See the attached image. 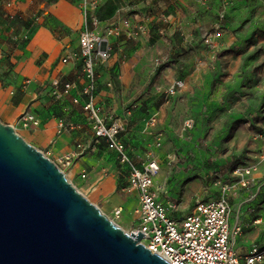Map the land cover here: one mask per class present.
<instances>
[{
	"label": "rangeland",
	"instance_id": "obj_1",
	"mask_svg": "<svg viewBox=\"0 0 264 264\" xmlns=\"http://www.w3.org/2000/svg\"><path fill=\"white\" fill-rule=\"evenodd\" d=\"M39 1L33 15L20 21L16 29L7 16L5 2L0 0V39L10 47H20L28 41L26 36L31 38L41 26H50L77 47L80 25L60 20L54 4L64 3L70 12L81 17V0ZM142 1L102 0L96 12L105 19L116 13L122 3L125 6L132 2L130 10L122 15L128 24L106 64L113 68L109 76L99 77L101 114L107 115L109 121L131 113L123 139L138 165H142L157 139L162 138L163 146L156 150L162 168L158 181L171 189L183 214L192 211L197 191L204 192L202 196L206 193L208 198H217L221 194L220 181L234 184L233 216L236 220L244 218L239 245L248 247L257 241L264 242V195L258 204L241 206L242 195L249 199L252 190L257 192L260 186L264 187V0H230L224 19L220 17L222 0H207V5L201 0H155L139 9L151 16L150 28L145 32L135 29L137 24L130 20L136 11L133 6ZM51 6L54 16H45L44 11ZM164 16L172 20L166 22ZM88 21L91 22L90 17ZM218 31L221 36L214 37L210 47L207 37ZM131 32L134 37L129 36ZM192 39L197 43H192ZM126 64L132 75L129 84L124 82L122 71ZM101 68L102 72L107 71L104 65ZM180 80L185 82V88L171 94L172 84ZM69 109V113L62 110L60 116L68 115L89 130L90 120L83 108L72 101ZM151 118L158 122L152 125ZM191 118L196 127L186 132L185 122ZM19 132L33 145V138L21 129ZM43 151L51 158L48 150ZM97 154H86L78 162L93 171L91 181L98 176L116 181L112 195L93 192L88 181L75 172H68V178L78 191L131 234L139 228L133 214L137 205H125L123 215L115 216L117 207L126 200L121 189L128 186V174L112 153ZM173 158L175 161L169 166ZM252 167L258 169L259 185L251 189L240 187L241 178L236 170ZM114 197L119 198V204L111 205ZM258 218L261 221L255 223Z\"/></svg>",
	"mask_w": 264,
	"mask_h": 264
},
{
	"label": "built area",
	"instance_id": "obj_2",
	"mask_svg": "<svg viewBox=\"0 0 264 264\" xmlns=\"http://www.w3.org/2000/svg\"><path fill=\"white\" fill-rule=\"evenodd\" d=\"M155 0H143L140 4L133 6L135 13L130 20L137 25L135 29L143 32L149 30L151 20L150 13L144 15L139 11L140 6H149ZM207 5V0H201ZM102 0H81V10L86 17L91 18L93 29L88 27L81 31L79 37V50L69 51L62 59L63 64H80L85 83L80 84L79 80L63 81L55 77L50 82V93L56 100H63L71 97L75 105L83 108L89 117V125L94 134L95 146L106 143L107 148L113 151L118 161L128 174L127 190L137 192V204L134 218L138 221L139 228L133 233L145 235L141 243L152 253L158 254L171 264H264V245L254 243L244 255L237 249L239 238L243 234V226L240 223H233V205L231 193L236 185L220 181L221 194L217 198L203 199L195 197L193 210L183 215L180 202L173 196L171 189L164 183L158 181L162 171L161 163L156 150L163 146L162 138L157 139L155 146L149 150L142 165H138L132 158L131 152L123 140V134L128 130V122L131 113L128 115L112 118L101 114L97 105V98L100 85L101 66L106 65L116 51L115 39L122 36L125 30L126 19L122 18L124 11L130 10V5L121 7L111 22L106 24L100 20L96 12ZM230 0H222L223 11L221 18L226 17ZM7 7L14 6V2H8ZM170 17L165 21L169 22ZM132 27L133 24H130ZM134 37V33L129 34ZM221 36V32L212 33L207 37V44L213 47V38ZM29 37L26 36V39ZM184 81H175L170 93L175 94L177 90L185 88ZM112 87V82L108 83ZM69 107L64 111L69 113ZM152 125L158 120L151 118ZM18 129L38 128L41 125L39 116L32 106H29L21 115ZM21 126V127H20ZM196 127L195 119L191 118L185 122L184 131H193ZM77 130V125L69 119V116L58 118V134L71 133ZM78 145L77 149L64 155L59 161H54L68 177V171L73 165L76 157L90 149ZM92 149V148H91ZM172 157V156H171ZM175 159L169 161V166ZM257 167L247 168L243 171L236 170L241 178L238 185L248 188L255 182L254 174ZM82 179L88 178V173L81 174ZM69 179V178H68ZM69 181L73 183L70 179ZM74 185V184H73ZM133 203V202H131ZM124 213L123 207H118L116 217ZM261 219L255 221L260 222Z\"/></svg>",
	"mask_w": 264,
	"mask_h": 264
},
{
	"label": "water",
	"instance_id": "obj_3",
	"mask_svg": "<svg viewBox=\"0 0 264 264\" xmlns=\"http://www.w3.org/2000/svg\"><path fill=\"white\" fill-rule=\"evenodd\" d=\"M0 121V264H171Z\"/></svg>",
	"mask_w": 264,
	"mask_h": 264
},
{
	"label": "crops",
	"instance_id": "obj_4",
	"mask_svg": "<svg viewBox=\"0 0 264 264\" xmlns=\"http://www.w3.org/2000/svg\"><path fill=\"white\" fill-rule=\"evenodd\" d=\"M3 1L5 2L6 7H7L6 4L8 2L11 1L14 2V6L10 8L7 7L8 10L7 16L10 20H12L13 26L16 29H18L16 25L20 21H25L27 20L28 17H31V15H33L36 7L40 3L39 0H3ZM212 1L213 0H210V2ZM215 1L216 3H218L219 0H215ZM130 3L132 2L129 3L127 2L125 6H128ZM59 4L56 3L54 5H56V8H58ZM52 7L53 6L46 8V10L44 11L45 16L46 15L54 16V13L51 10ZM121 7H123V3L117 9L116 13L112 14L108 18L105 19L99 18V19L104 21L106 24L108 23V20L109 22H111ZM125 12L126 11H124L122 15ZM81 15L82 16L79 17V20L77 22V25H80L79 37L81 31H83L85 28L88 27L89 29H93L92 23L88 21V17H86V15L83 13L82 10H81ZM156 15L159 16L160 11L156 13ZM117 39L114 40L115 43L117 42ZM27 40L28 41L22 46L15 48L13 46L10 47L7 43L3 42L0 39V121L3 122L4 124L18 126L19 125L18 121L21 115L26 111V109L29 106H32L35 113L39 116L41 120V125L38 128L33 127L31 129H24V128H20V129L21 131L28 134L31 138L34 139L33 145L36 148L42 151L43 149L48 150L51 159L56 162L59 161V159L64 155L76 150L78 145H83L86 148L92 145L91 146L92 149L91 148L87 149L80 156L74 159L73 165L68 172H75L76 175L80 174L81 176V174L84 171H86L88 173V178L84 181H88L90 190H93V192H97L99 190L101 194L112 195L117 188L116 181L108 180V178L106 179L105 178L103 179L101 177L98 178L99 177L98 175H97L98 177H96L94 181H91L92 179L91 174L93 171H88L86 168H84L82 164H80V162H78V160L81 159L86 154L88 155H92L94 153L99 154L102 151L104 153H112L115 157H117V155L113 151H110L107 148V145L104 141L95 146L94 134L91 130V126L89 125L90 126L89 130L82 128L81 124L76 122L74 119H71L70 116L69 119H71L77 125V130L71 133L67 132L61 135L58 134V118L62 114V110L70 106V104L72 103V99L71 97L65 98L61 101L54 99L50 93L51 90L49 85L51 80L55 77H59L63 81L79 80L81 85L85 83L80 64L78 65L72 63L63 64L62 62L63 57L69 51L79 50V43L76 47L75 45L76 43L67 41L66 37H62L60 35V32L52 29L50 26L49 27L41 26L40 29L35 33V35L32 36L31 38L29 37ZM78 42H79V38H78ZM191 42L194 44L197 43V41L193 39ZM120 43L119 45H121ZM116 44H118V42ZM104 66L107 68V71L102 72L101 71L102 66H101L99 69L100 77L105 74L109 76L110 74L109 72L113 68L112 66L109 67L108 65H104ZM125 66H127V64ZM110 82L111 80H108L107 84ZM99 91H100V85H99ZM99 95L100 93L98 94V98L96 100L98 108H100L99 103L101 101V97ZM73 108L74 107L72 106V109ZM104 116L107 117V115ZM71 144H74V146L71 147L70 146ZM128 148L131 152L129 146ZM158 158L160 161V157ZM119 167H121L120 163H119ZM254 178H255V182L248 189L257 187L259 185L260 177H256V173H255ZM127 182H128V178H127ZM126 188L121 189L122 193L125 194L126 196L125 197L126 200L124 201V205L119 207L124 208L125 205H127V207L132 205H137L136 206L137 208L138 207L137 192L130 193ZM96 189L98 190L95 191ZM204 189L205 188H203V191H205ZM259 189L260 190L257 192L255 190H252L249 199H245L244 196L245 194L242 195V201L244 199L243 201L244 203H242L241 206H243L244 204L255 203V202L258 204L260 202V197L264 195V187L260 186ZM202 193L204 194V192ZM202 193L200 191H197L196 193H194V196L195 197L201 196L203 199L206 200L213 198V197L208 198L206 193L204 196H202L201 195ZM115 204H119V198L117 197H114L112 199L111 205H115ZM233 209H234V205H233ZM235 212L236 211L234 209L233 215L235 214ZM134 213H135V209L133 214ZM181 213L183 214V212ZM258 219H256L255 221H257ZM243 220L244 218L242 219L240 217L237 218L236 220V218H234L233 216L232 224L235 225L236 223H240L244 228ZM239 240L237 243V249L242 254L243 253L245 254L246 252H248L250 246L253 243L248 247H242L239 245ZM256 243L264 245V242L262 241H257Z\"/></svg>",
	"mask_w": 264,
	"mask_h": 264
},
{
	"label": "bare ground",
	"instance_id": "obj_5",
	"mask_svg": "<svg viewBox=\"0 0 264 264\" xmlns=\"http://www.w3.org/2000/svg\"><path fill=\"white\" fill-rule=\"evenodd\" d=\"M56 15L65 23H68L69 25H76L78 20H79V16L75 15L74 13L69 11V8H66V5L64 3H60L58 5V8L55 11ZM129 65L128 66H124L123 69V74H124V82L129 84L131 81V73L129 70ZM98 189H96L95 191H97ZM99 191V190H98Z\"/></svg>",
	"mask_w": 264,
	"mask_h": 264
}]
</instances>
